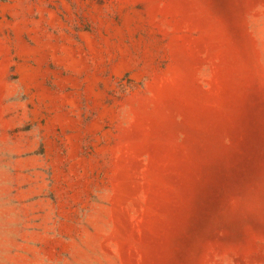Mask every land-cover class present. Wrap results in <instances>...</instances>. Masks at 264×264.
I'll return each mask as SVG.
<instances>
[{
  "label": "rangeland",
  "instance_id": "374dc122",
  "mask_svg": "<svg viewBox=\"0 0 264 264\" xmlns=\"http://www.w3.org/2000/svg\"><path fill=\"white\" fill-rule=\"evenodd\" d=\"M0 264H264V0H0Z\"/></svg>",
  "mask_w": 264,
  "mask_h": 264
}]
</instances>
